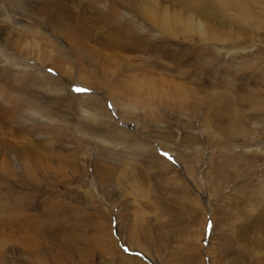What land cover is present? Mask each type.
<instances>
[{"label":"rangeland","instance_id":"1","mask_svg":"<svg viewBox=\"0 0 264 264\" xmlns=\"http://www.w3.org/2000/svg\"><path fill=\"white\" fill-rule=\"evenodd\" d=\"M138 1L0 0V264H264V0Z\"/></svg>","mask_w":264,"mask_h":264},{"label":"bare ground","instance_id":"2","mask_svg":"<svg viewBox=\"0 0 264 264\" xmlns=\"http://www.w3.org/2000/svg\"><path fill=\"white\" fill-rule=\"evenodd\" d=\"M151 1H147V0H139L138 2H137V4H138V6L140 7V12H142L143 14H145L146 16H147V18H149V20H151V21H154L155 23H157L158 25H161V26H166V29L167 30H169L168 32H172V26L171 25H166V23H165V20L168 18V19H170V18H179L178 16H179V14H177V13H174V12H169V11H163V10H161V9H159L158 8V4H156V3H150ZM62 14V13H61ZM61 14H58V16H60ZM63 15V14H62ZM65 16V15H64ZM64 20V19H63ZM179 20V22H180V18L178 19ZM58 21V20H57ZM65 23H68L67 22V20L65 21H63V24H65ZM164 23H165V25H164ZM77 24V23H76ZM157 24H155V25H157ZM160 26V27H161ZM180 26H182L181 25V22H180ZM179 26V27H180ZM168 27V28H167ZM163 28V27H162ZM194 30V23H193V21L192 20H188V24H187V27H186V30H185V33L186 32H189V31H193ZM170 32V33H171ZM28 34V33H27ZM32 36H33V34H32ZM29 37V36H28ZM20 40V39H19ZM26 40H27V38H26ZM33 40V39H32ZM25 41V40H24ZM28 41V40H27ZM29 43V42H28ZM29 48V47H28ZM31 50H33V48L31 49ZM30 50V51H31ZM34 53V52H33ZM30 55V54H29ZM40 55V54H39ZM48 56V55H47ZM45 58H46V60H49V58H47L46 56H45ZM111 60V59H110ZM47 63H48V61H47ZM104 66H106L109 70H107V71H110L111 72V70L110 69H113V66H112V64L111 63H104ZM104 68V67H103ZM107 68H105V69H107ZM115 70V69H114ZM84 71V70H83ZM109 72V73H110ZM115 72V71H114ZM112 73V72H111ZM105 74V73H104ZM111 76H112V74H111ZM127 77H128V75H126ZM126 77V78H127ZM148 77V76H147ZM105 78V77H104ZM116 78V77H115ZM125 79V78H124ZM129 80V79H128ZM131 80V79H130ZM136 78H133V80H132V82H131V85H130V87H127L126 89L128 90V91H126L125 90V88L123 89V87H122V89L120 88V86L118 87L119 88V90L123 93V94H125V95H122L121 97H122V99L124 98V99H126V98H129L128 97V92L130 93L131 91H135L136 92V94H133V95H137V92L138 91H140V90H142L143 88H144V85H142V83H141V85H140V83L139 82H141V81H137L139 84H135V83H137L136 82ZM139 80V79H138ZM129 82V81H128ZM143 83H144V80L142 81ZM146 82V81H145ZM114 83V82H113ZM124 84H125V82H124ZM126 85V84H125ZM164 85V84H163ZM158 86H161L162 87V84L161 83H157V82H154L153 81V86L151 87H149V90H148V93H146V94H144V97H145V99L147 100V103H151V105H154V100H153V98L155 97V96H159L158 94V91L156 90V88L158 87ZM123 90H125V91H123ZM117 91V90H116ZM113 92V91H112ZM144 93V92H143ZM169 93V92H168ZM167 93V94H168ZM118 94V93H117ZM121 95V94H120ZM137 96H139V95H137ZM147 98H149V99H147ZM140 100V99H139ZM145 100V101H146ZM119 101V100H118ZM136 102V100H132V101H130V102ZM144 101V100H143ZM142 101V102H143ZM140 102V101H139ZM118 103V102H117ZM120 104V103H119ZM133 104V103H132ZM131 104V106H133V108H134V106H136V104L135 105H132ZM139 104V103H138ZM143 104V103H142ZM141 104V105H142ZM159 104V103H158ZM121 105V104H120ZM141 105H140V107H141ZM145 106H146V102H145V104H144ZM138 106V105H137ZM234 106V105H233ZM143 108H144V106H142ZM141 107V108H142ZM141 108H139V109H141ZM147 108V107H146ZM149 108H150V106H149ZM136 109H137V107H136ZM148 109V108H147ZM142 110V109H141ZM232 110H234V109H232V108H230L229 107V105H223V109H222V111L220 110V108L218 107V108H216V111H217V113L218 112H220V113H225V114H228L229 115V113H233L232 112ZM147 112V111H146ZM234 113H235V110H234ZM233 113V114H234ZM147 114V113H146ZM222 115V114H221ZM225 116V115H224ZM235 116H236V113H235ZM226 117H227V115H226ZM230 124H231V122H229ZM228 125V124H227ZM223 130L224 131H226V130H229V131H231L232 130V126H225V127H223ZM198 160V159H197ZM255 196H258V194L257 195H255ZM261 196V195H260ZM262 196H264L263 194H262ZM262 196H261V198H262ZM250 198V200H248L249 202L250 201H252L251 203H249V204H252V207H255L256 205V202H254L253 200H251V196L249 197ZM258 199V198H257ZM259 200H261V199H259ZM258 200V201H259ZM255 201H257V200H255ZM259 203V202H258ZM245 211V210H244Z\"/></svg>","mask_w":264,"mask_h":264},{"label":"snow or ice","instance_id":"3","mask_svg":"<svg viewBox=\"0 0 264 264\" xmlns=\"http://www.w3.org/2000/svg\"><path fill=\"white\" fill-rule=\"evenodd\" d=\"M170 155V154H169ZM125 251H128V249H125Z\"/></svg>","mask_w":264,"mask_h":264}]
</instances>
